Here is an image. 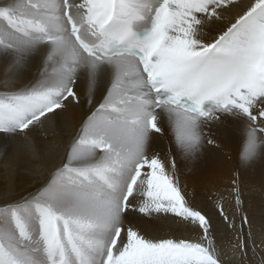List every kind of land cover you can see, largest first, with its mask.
Segmentation results:
<instances>
[{
    "label": "snow or ice",
    "instance_id": "snow-or-ice-1",
    "mask_svg": "<svg viewBox=\"0 0 264 264\" xmlns=\"http://www.w3.org/2000/svg\"><path fill=\"white\" fill-rule=\"evenodd\" d=\"M237 4L0 0V133L80 113L45 180L0 200V264H264V235L243 228L241 172L215 195L218 228L178 166L230 159L229 132L238 169L264 164V0L226 20ZM130 214L169 231L149 235Z\"/></svg>",
    "mask_w": 264,
    "mask_h": 264
},
{
    "label": "bare ground",
    "instance_id": "bare-ground-1",
    "mask_svg": "<svg viewBox=\"0 0 264 264\" xmlns=\"http://www.w3.org/2000/svg\"><path fill=\"white\" fill-rule=\"evenodd\" d=\"M248 3V2H247ZM243 3L240 5L247 4ZM240 7L232 11V16ZM231 16V17H232ZM231 17L225 16L226 20ZM214 35V33H209ZM2 71V65H0ZM0 91L3 88L0 87ZM80 113L78 110L69 109L59 121L46 120L28 134L27 138L21 136H6L0 133V200L6 192L19 194L32 190L37 184L42 183L52 168L58 164L63 154V145L67 142L72 132L78 126ZM30 142L38 159L28 151L26 144ZM228 147L225 150L230 159L225 158L223 152H213L206 155L197 165L185 164L178 161L181 171V181L188 187L189 193H194L193 202L197 207L213 215L214 224L223 226L219 213L214 209V199L218 192H223L236 171H240V182L243 188L244 212L248 223L243 226L247 232L249 227L252 234L259 241L264 235V164H256L247 170L237 167V151L239 147V134L228 133ZM157 148L162 153L167 151L168 140L163 138L157 142ZM225 210L231 213L232 207L226 202ZM129 219L137 226L146 228L149 235H166L171 221L158 219L149 222L141 220L139 216L130 214ZM237 228L241 227L239 215L236 219ZM227 238H231L230 234ZM223 259L236 261L238 255L231 254L230 247L222 246Z\"/></svg>",
    "mask_w": 264,
    "mask_h": 264
},
{
    "label": "rangeland",
    "instance_id": "rangeland-1",
    "mask_svg": "<svg viewBox=\"0 0 264 264\" xmlns=\"http://www.w3.org/2000/svg\"><path fill=\"white\" fill-rule=\"evenodd\" d=\"M247 2H249V0H238V4H237V6H234V7H231V8H229V9H227V10L225 11L224 15H225V16H228V17H231L232 14H233V13H232L233 10L238 9V8L240 7L241 4H243V3H247Z\"/></svg>",
    "mask_w": 264,
    "mask_h": 264
}]
</instances>
